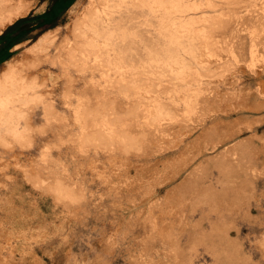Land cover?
Returning <instances> with one entry per match:
<instances>
[{"label":"rangeland","instance_id":"obj_1","mask_svg":"<svg viewBox=\"0 0 264 264\" xmlns=\"http://www.w3.org/2000/svg\"><path fill=\"white\" fill-rule=\"evenodd\" d=\"M20 1L0 74L42 83L17 137L0 102V264H264V1L71 0L29 26L38 0H0L1 23Z\"/></svg>","mask_w":264,"mask_h":264},{"label":"bare ground","instance_id":"obj_2","mask_svg":"<svg viewBox=\"0 0 264 264\" xmlns=\"http://www.w3.org/2000/svg\"><path fill=\"white\" fill-rule=\"evenodd\" d=\"M106 1V0H105ZM105 1L102 0V2L104 3ZM122 1V0H121ZM124 1V0H123ZM134 1V0H133ZM140 1V0H139ZM144 1V0H143ZM264 1V0H263ZM110 2V1H109ZM152 2V1H151ZM25 3V2H24ZM101 3V2H100ZM124 3V2H123ZM133 3V2H132ZM148 3V2H147ZM15 7H13L9 14L5 17V21L3 20V23H1L0 20V25H1V29L0 31H2V28L5 27V25L9 22L14 21L18 16H21L23 14H25L27 12V8H23L21 5V1L18 3ZM105 4V3H104ZM103 4V5H104ZM263 4V3H262ZM8 4H6L7 6ZM27 5V4H26ZM109 4H107L108 6ZM128 5V4H127ZM146 5V4H145ZM12 6V5H11ZM28 6V5H27ZM26 6V7H27ZM117 6V4H116ZM130 6V5H129ZM154 6V5H153ZM25 7V5H24ZM145 7V6H144ZM105 8V6L103 7ZM2 10V9H1ZM95 11H92V15L90 16H84L77 25L75 26V30L78 31V34L80 35V37H82V35H85V31L87 29V27L90 26H98L102 20V16H101V8L96 7V9L94 8ZM105 11V9H103ZM4 11V10H3ZM154 11V10H153ZM107 12V10H106ZM112 12V11H111ZM115 12V11H114ZM259 13L258 14L260 16V18L258 16H256L255 20H258V23H264V20H262V18H264V5L261 7H259ZM7 14V13H6ZM4 17V16H3ZM107 17V16H106ZM137 19V18H136ZM79 20V19H78ZM221 20V19H220ZM254 20V21H255ZM107 21V20H106ZM128 25V23H126ZM124 25V24H122ZM125 25V26H127ZM49 31L51 30H47L44 33H42L34 42H33V47L35 46V50L36 47L37 50H39V47L41 48L43 45H45L44 43L49 42V44L51 43L50 41L53 40L54 38V34L50 33ZM91 31V30H90ZM97 31V30H96ZM99 31V30H98ZM106 31V30H105ZM52 32V31H51ZM76 32V31H75ZM88 32V31H87ZM111 32V31H110ZM131 32V31H130ZM73 34V33H72ZM76 34V33H75ZM107 34V33H106ZM105 34V35H106ZM92 35V34H91ZM75 36V35H73ZM88 36V35H87ZM90 36V35H89ZM256 36V35H255ZM110 37V35H109ZM234 37V36H233ZM87 38V37H85ZM90 38V37H89ZM94 38V37H93ZM108 38V37H107ZM83 39V38H82ZM91 39V38H90ZM95 39H97L95 37ZM94 39V41H95ZM101 39V38H100ZM103 39V38H102ZM105 40V38H104ZM253 40V38H252ZM261 40V39H260ZM230 41V40H229ZM82 42V41H81ZM254 42V41H253ZM85 43V41L83 42ZM93 43V42H91ZM97 43V41H96ZM104 43V42H103ZM106 43V42H105ZM35 44V45H34ZM64 44V43H63ZM72 44V43H71ZM77 45V42L75 43ZM90 44V43H89ZM65 45V44H64ZM87 45V44H86ZM98 45V44H97ZM67 46V44H66ZM90 46V45H89ZM100 46V45H99ZM30 47V46H29ZM47 47V46H45ZM49 47V46H48ZM72 47V46H70ZM69 47V49H71ZM79 47V46H78ZM43 48V47H42ZM68 49V47H65V49ZM75 49V47H72ZM113 48V46H112ZM252 48V47H250ZM72 49V50H74ZM78 49V48H77ZM111 49V48H110ZM114 49V48H113ZM254 49V48H253ZM252 49V50H253ZM34 50V52H35ZM81 50V49H80ZM95 50V49H94ZM239 50V49H237ZM33 51V50H32ZM40 51V50H39ZM42 51V50H41ZM236 51V50H235ZM251 51V50H250ZM43 52V51H42ZM67 52V51H66ZM71 52V50H70ZM240 52V51H239ZM40 53V52H39ZM252 53L254 54V52L252 51ZM251 53V54H252ZM34 54V53H33ZM75 52L72 51L71 54L69 55H74ZM77 55V54H76ZM75 55V56H76ZM237 55V54H236ZM81 57V56H79ZM29 58V57H28ZM34 58V56H33ZM38 60V59H37ZM22 61V60H21ZM33 62V61H32ZM39 62V61H38ZM37 62V63H38ZM21 63V62H20ZM26 64V63H25ZM34 65V64H33ZM37 64H35L36 66ZM19 66L18 64L14 63L12 60L11 61H7L6 66L3 68L1 74H0V102L2 103V105L4 106L3 109V113H2V117H1V123L3 124L6 132L10 133L12 136L17 137L19 135H21V130L19 127V118L20 116H23V114H20L19 111L16 110V107H18L17 103L20 104H24V105H29L32 104V101L40 96L39 92L37 91L38 88H40V83L41 81V76H34V78L32 77L31 79H27L26 76L23 75L22 70H19ZM26 66V65H25ZM24 67V66H23ZM34 67V66H33ZM98 67V66H97ZM31 68V67H30ZM44 69V68H43ZM46 70V69H45ZM49 71V69L47 70ZM49 77L54 80L55 75L53 74V72L50 70L49 72ZM31 74V73H30ZM40 75V74H39ZM45 75V74H44ZM31 76V75H30ZM48 80V79H47ZM47 80H45L47 82ZM72 81V80H71ZM42 83V82H41ZM47 84V83H46ZM56 86V85H55ZM17 90V92H16ZM43 99V98H42ZM37 100V99H36ZM35 100V101H36ZM54 105V104H53ZM19 108V107H18ZM21 108V107H20ZM32 108V107H31ZM1 124V125H2ZM2 129V128H1ZM5 133V132H4ZM156 142V141H155ZM154 142V143H155ZM158 145V144H157ZM171 167V166H169ZM180 167V166H179ZM173 168V167H172ZM177 168V166L175 167ZM177 170V169H176ZM179 170V169H178ZM175 172V171H174ZM178 173V172H177ZM128 182V181H127ZM226 192V191H225ZM213 230H218L219 232L223 231V228L221 226H216L213 228ZM216 232V231H215ZM211 236V235H210ZM223 247V246H222ZM222 252V251H221ZM236 264V263H235Z\"/></svg>","mask_w":264,"mask_h":264},{"label":"crops","instance_id":"obj_3","mask_svg":"<svg viewBox=\"0 0 264 264\" xmlns=\"http://www.w3.org/2000/svg\"><path fill=\"white\" fill-rule=\"evenodd\" d=\"M70 1L71 0H38L36 6H34V8L30 12L31 15H35V17L27 19L26 24L30 26L38 22L37 25L40 26L41 24H47L49 22H52V20L55 18V16L53 15L55 13L58 14L63 9H65V7ZM5 47H6L5 40L1 39L0 41L1 52H3Z\"/></svg>","mask_w":264,"mask_h":264}]
</instances>
